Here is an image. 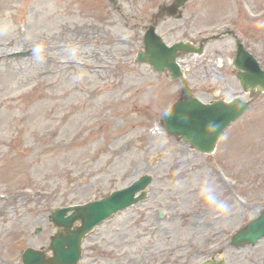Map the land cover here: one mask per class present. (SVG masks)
<instances>
[{
  "label": "rangeland",
  "instance_id": "rangeland-1",
  "mask_svg": "<svg viewBox=\"0 0 264 264\" xmlns=\"http://www.w3.org/2000/svg\"><path fill=\"white\" fill-rule=\"evenodd\" d=\"M167 1L0 0V264H22L27 247L47 246L54 209L105 197L143 174L154 176L147 198L97 226L78 264H264V239L230 244L264 207V93L214 153H200L161 120L182 95L179 79L135 60L154 21L167 44L198 46L219 34L202 54L178 58L185 79L203 102L247 100L225 31L264 69V0H186L180 18L159 15ZM37 43L39 62L30 55ZM204 180L231 215L199 197Z\"/></svg>",
  "mask_w": 264,
  "mask_h": 264
},
{
  "label": "water",
  "instance_id": "water-1",
  "mask_svg": "<svg viewBox=\"0 0 264 264\" xmlns=\"http://www.w3.org/2000/svg\"><path fill=\"white\" fill-rule=\"evenodd\" d=\"M183 1L175 0L174 8L180 6ZM144 43L145 50L137 54L136 61L148 63L158 72H164L165 68H168L171 78L183 79L179 65L175 61L179 51L199 54L203 52L202 47L194 48L182 42L171 47L166 46L154 32L153 26L145 34ZM233 63L243 70L237 74V77L245 91H249L252 97L256 93L264 92V70H261L256 59L244 50L239 41H237V54ZM182 92V97L164 113L162 121L170 134L178 136L187 143H192L194 149L203 153H211L214 150L225 128L245 112L250 104V101L245 102L238 97L230 101L215 100L211 103H203L191 94V89L184 81ZM151 181V176L143 175L130 186L113 192L107 198L83 206L54 211L51 219L58 230L49 244L52 255L47 256L44 251L29 247L22 254V263L77 264L81 257L82 239L113 213L144 199L145 189ZM136 194L139 195L136 196ZM68 212L71 213L66 216ZM77 221L80 225L72 228ZM38 231L36 229V232ZM262 237H264V210L257 219L248 222L234 235L231 244L233 246L254 244Z\"/></svg>",
  "mask_w": 264,
  "mask_h": 264
},
{
  "label": "clouds",
  "instance_id": "clouds-1",
  "mask_svg": "<svg viewBox=\"0 0 264 264\" xmlns=\"http://www.w3.org/2000/svg\"><path fill=\"white\" fill-rule=\"evenodd\" d=\"M44 48L41 44L37 43L30 49V55L36 60L41 61L43 59ZM79 53L77 50L73 49L70 60H78ZM218 127V126H216ZM158 143L166 142L163 136V133L156 137ZM199 197L206 203L208 206L214 208L222 216L231 215L233 209L227 201L220 198L217 186L209 181L204 180L199 188Z\"/></svg>",
  "mask_w": 264,
  "mask_h": 264
},
{
  "label": "flooded vegetation",
  "instance_id": "flooded-vegetation-1",
  "mask_svg": "<svg viewBox=\"0 0 264 264\" xmlns=\"http://www.w3.org/2000/svg\"><path fill=\"white\" fill-rule=\"evenodd\" d=\"M169 10L171 11V14L174 13V14L178 15V13H179L178 10H176V9H174V10L169 9ZM163 12L167 13V8Z\"/></svg>",
  "mask_w": 264,
  "mask_h": 264
}]
</instances>
